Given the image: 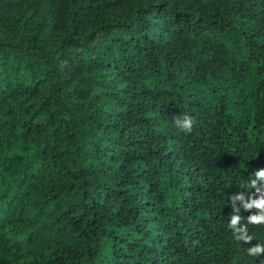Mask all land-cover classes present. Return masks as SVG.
Instances as JSON below:
<instances>
[{"label":"trees","instance_id":"trees-1","mask_svg":"<svg viewBox=\"0 0 264 264\" xmlns=\"http://www.w3.org/2000/svg\"><path fill=\"white\" fill-rule=\"evenodd\" d=\"M260 172L264 0H0V264H264Z\"/></svg>","mask_w":264,"mask_h":264},{"label":"clouds","instance_id":"clouds-1","mask_svg":"<svg viewBox=\"0 0 264 264\" xmlns=\"http://www.w3.org/2000/svg\"><path fill=\"white\" fill-rule=\"evenodd\" d=\"M175 123H176V125L178 127L182 128L185 131H191L192 125H193L192 118L191 117H187V116L184 117L182 120L181 119H177L175 121ZM258 175L264 176V172H260V173H258ZM236 220H237V218L234 217L233 218V226L235 225ZM249 222L252 223V224H264V217H261L259 219L250 218ZM258 251H262V249H260L259 246H257V248L253 250V252H258Z\"/></svg>","mask_w":264,"mask_h":264}]
</instances>
